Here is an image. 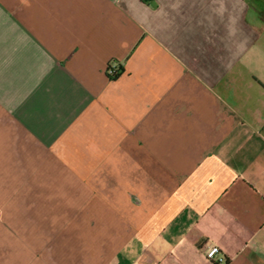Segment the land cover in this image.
Here are the masks:
<instances>
[{
    "label": "crops",
    "instance_id": "0c3cea01",
    "mask_svg": "<svg viewBox=\"0 0 264 264\" xmlns=\"http://www.w3.org/2000/svg\"><path fill=\"white\" fill-rule=\"evenodd\" d=\"M213 248L264 264V0H0L2 263Z\"/></svg>",
    "mask_w": 264,
    "mask_h": 264
},
{
    "label": "built area",
    "instance_id": "2783aa9c",
    "mask_svg": "<svg viewBox=\"0 0 264 264\" xmlns=\"http://www.w3.org/2000/svg\"><path fill=\"white\" fill-rule=\"evenodd\" d=\"M115 73V70L112 69L110 70V74H114ZM220 254V250L218 248H213L210 250V252L208 253V257L210 260H215L216 263L218 264H225V260L224 258H218L217 259V256Z\"/></svg>",
    "mask_w": 264,
    "mask_h": 264
},
{
    "label": "trees",
    "instance_id": "16d2710c",
    "mask_svg": "<svg viewBox=\"0 0 264 264\" xmlns=\"http://www.w3.org/2000/svg\"><path fill=\"white\" fill-rule=\"evenodd\" d=\"M143 2H148V1H152V0H142ZM110 70H112V69H110ZM115 70V74H109L112 78H116V77H118V75H117V71H119V68H117V69H114ZM218 264V263H217ZM225 264H227V261H225Z\"/></svg>",
    "mask_w": 264,
    "mask_h": 264
},
{
    "label": "rangeland",
    "instance_id": "374dc122",
    "mask_svg": "<svg viewBox=\"0 0 264 264\" xmlns=\"http://www.w3.org/2000/svg\"><path fill=\"white\" fill-rule=\"evenodd\" d=\"M0 264H3V263H2V256H1V255H0Z\"/></svg>",
    "mask_w": 264,
    "mask_h": 264
}]
</instances>
